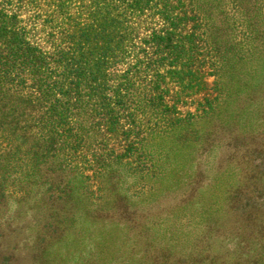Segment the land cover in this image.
<instances>
[{
    "label": "rangeland",
    "instance_id": "obj_1",
    "mask_svg": "<svg viewBox=\"0 0 264 264\" xmlns=\"http://www.w3.org/2000/svg\"><path fill=\"white\" fill-rule=\"evenodd\" d=\"M87 2L63 0L54 22L45 0H0V8L20 20L26 40L54 54L67 46L59 34L66 13L79 20ZM129 13H116L124 29L104 91L116 95L127 79L140 87L142 108L110 125V136L138 154L95 174L79 151L74 195L57 207L44 199L51 189L9 179L0 189V264H264V152L238 147L248 141L264 151V83L221 77L204 60L176 66L155 45L161 23L152 11ZM263 61L253 67L264 72ZM59 69L55 78L68 72ZM257 85L263 93L252 99ZM62 208L74 217L51 237L50 215Z\"/></svg>",
    "mask_w": 264,
    "mask_h": 264
},
{
    "label": "trees",
    "instance_id": "obj_2",
    "mask_svg": "<svg viewBox=\"0 0 264 264\" xmlns=\"http://www.w3.org/2000/svg\"><path fill=\"white\" fill-rule=\"evenodd\" d=\"M41 1L27 0V5ZM87 1L79 20L66 13L69 22L59 34L67 46L54 54L28 33L26 40L20 20L0 8V189L11 178L13 184L21 181L20 185L27 180V188L51 189L44 198L51 207L74 195L69 175L79 151L85 153L82 159L92 163L89 170L95 174L105 173L128 154H138V148L128 149L110 136V125L117 123L115 114L142 108L140 87L127 79L116 95L107 96L104 91L116 33L124 26L115 18L121 10L126 15L152 11L161 23L153 35L155 45L176 66L204 60L214 72L221 71V77L224 72H238V78L264 83V72L253 67L264 60V0ZM45 2L50 4L48 13L54 22L57 9L65 8L63 0ZM59 68L68 72L55 78ZM259 87H254L252 99L263 93ZM257 101L264 108L260 97ZM154 106L145 101V108ZM238 147L243 152H264L248 141ZM73 217L64 208L50 215L47 233L56 237L58 223Z\"/></svg>",
    "mask_w": 264,
    "mask_h": 264
}]
</instances>
